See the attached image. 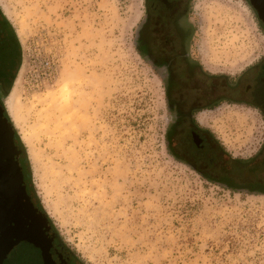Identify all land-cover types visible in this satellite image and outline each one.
I'll return each mask as SVG.
<instances>
[{"label":"rangeland","instance_id":"374dc122","mask_svg":"<svg viewBox=\"0 0 264 264\" xmlns=\"http://www.w3.org/2000/svg\"><path fill=\"white\" fill-rule=\"evenodd\" d=\"M190 2L212 70L236 76L264 55L249 0ZM0 15L17 46L1 100L13 92L25 182L75 258L264 264V193L212 183L169 151L165 83L137 47L146 0H0ZM204 117L230 157L259 151V112L220 105Z\"/></svg>","mask_w":264,"mask_h":264},{"label":"flooded vegetation","instance_id":"af4514ba","mask_svg":"<svg viewBox=\"0 0 264 264\" xmlns=\"http://www.w3.org/2000/svg\"><path fill=\"white\" fill-rule=\"evenodd\" d=\"M190 9V0H146L137 47L164 80L169 109L175 114V124L181 126L184 159L193 162V145L199 151L202 174L215 176L223 187L264 192V131L256 156L237 174L235 158L204 121L205 113L226 105L259 112L264 125V55L236 76L220 75L195 49L197 30L189 17ZM16 49L14 35L0 15V99L13 72ZM214 141L227 156L218 152Z\"/></svg>","mask_w":264,"mask_h":264},{"label":"water","instance_id":"95a60500","mask_svg":"<svg viewBox=\"0 0 264 264\" xmlns=\"http://www.w3.org/2000/svg\"><path fill=\"white\" fill-rule=\"evenodd\" d=\"M249 2L264 23V0ZM5 114L0 99V264H68L66 252L53 245L55 234L47 215L26 192L21 150Z\"/></svg>","mask_w":264,"mask_h":264},{"label":"trees","instance_id":"16d2710c","mask_svg":"<svg viewBox=\"0 0 264 264\" xmlns=\"http://www.w3.org/2000/svg\"><path fill=\"white\" fill-rule=\"evenodd\" d=\"M171 113L173 115V121L171 123L170 129H169V132H168L167 143H168L169 151L172 154V156L175 157L176 159L180 160V161L185 162L187 165H189L191 168H193L197 173H199L205 179L209 180L212 183H216V184L222 186V183L219 180H217L215 178V176H212L210 174H202L201 172H199V164L197 162V161H199V151L197 149H195V147L193 145H190L191 146L190 149L192 150L190 156L193 158V162H191V161L188 162V161H186L184 159L185 156H184V154H183V152L181 150V145L182 144L184 145V142L181 141L180 138H179V135L182 133L181 128H180L181 126H180V123L177 124V125L175 124L176 123L175 114L172 111H171ZM5 116H6V114H5ZM6 118H7V116H6ZM14 143L17 146V148H19L21 150V156L19 157V165L21 166L22 173H23V180L25 182L26 177L28 178V174H25L24 168H26V167H24L25 166L24 163H28V161H27V157H26L24 149L16 141V133H15V136H14ZM214 146L218 148V152L220 154L227 156V154L223 151V148L216 141H214ZM255 156L256 155L250 157L247 160L235 159V162H236V173L238 174L239 171H242L247 166V163L250 162L251 160H253ZM225 187L230 189V190H237V191L240 190L239 188H232V187H229V186H225ZM243 191H249L251 193H255V192L264 193L262 191H252V190L251 191L250 190H243ZM26 192L30 196L31 201L33 202V204L37 208H39L40 210L43 211V209L40 206V204L35 200L33 195L29 192L28 187H27V183H26ZM50 225H51V223H50ZM51 227H52V225H51ZM54 234H55V238H54V241H53V245H54V247H58L59 246L61 249H63L66 252L67 259H68V264H71V263H73V264H82L80 262V260L75 258L74 254L64 244H62V242L59 239V237L56 234V232H54ZM69 255L71 256V261L69 259Z\"/></svg>","mask_w":264,"mask_h":264},{"label":"bare ground","instance_id":"6f19581e","mask_svg":"<svg viewBox=\"0 0 264 264\" xmlns=\"http://www.w3.org/2000/svg\"><path fill=\"white\" fill-rule=\"evenodd\" d=\"M12 95H13V92L9 94L8 99L5 101V106H6V109L9 115L12 111V97H13Z\"/></svg>","mask_w":264,"mask_h":264}]
</instances>
